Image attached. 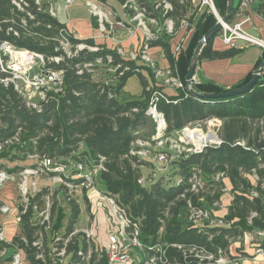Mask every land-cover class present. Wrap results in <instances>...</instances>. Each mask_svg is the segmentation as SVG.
I'll use <instances>...</instances> for the list:
<instances>
[{"label":"trees","instance_id":"trees-1","mask_svg":"<svg viewBox=\"0 0 264 264\" xmlns=\"http://www.w3.org/2000/svg\"><path fill=\"white\" fill-rule=\"evenodd\" d=\"M142 1L147 18L154 19L161 29L157 39L149 42V47L161 49L170 67L176 68L185 85L192 54L201 38L216 24V17L208 6L199 13L191 5V0H162L172 6L166 15L161 9H154L158 0ZM212 2L217 14L224 16L227 0ZM239 5V0H233L227 22H231L238 13ZM1 8L5 9L0 2ZM165 20L173 23L170 34L165 30ZM182 21L193 33L187 47L174 56L170 41ZM43 22L61 25L44 18ZM91 23L97 27L95 19L91 18ZM218 36L219 32L202 48L197 64L230 58L239 53L236 50L213 51L212 41ZM45 38V35L22 38L18 45L48 54ZM82 42L95 45L91 39ZM97 47L99 51L83 50L77 59L65 61L58 67L64 71L63 93L52 95L40 112L29 110L11 85L5 87L0 84V143L18 135L21 146L16 151L26 155H37L40 159L47 158L57 163L80 164L84 170L102 165L104 170L96 175L94 185L103 186L101 193L114 201L118 212L127 221L126 232L136 229L144 248L137 253L142 256L135 257L132 264H145L149 258L160 259L163 264H208L197 256L217 258L219 252L227 250L229 243L243 233L264 232V73L250 91L234 97L196 99L178 92L175 97H169L168 102L159 98L156 106L164 115L166 136L179 133L189 125L213 119L219 124L221 144L172 160L170 177L179 176L173 184L161 178L154 184L143 186L146 180L144 170L153 164L131 153L141 149L136 142L144 139L140 132L149 119L146 115L148 103L152 93H161V88L155 84L151 69L143 63L138 64L141 62L139 54L135 60H130L122 58L115 50ZM108 56L113 66L122 64L128 67V71L117 79L108 72L104 79L98 78L96 69L108 68ZM263 59L264 53L257 69ZM140 70L150 77L151 87L143 90L140 99L128 98L123 94L124 87L131 76L138 74L142 78ZM5 76L0 73V79ZM252 77L253 74L229 88L211 82H192L190 90L196 94L217 96L243 87ZM146 84L143 81L144 87ZM154 132L152 124V137ZM238 141H243L245 146L236 145ZM6 156L7 153L0 154V158ZM75 172L70 169L65 178L69 187L57 183L49 232L39 225L38 212L46 194L45 189H41L28 194L25 205L17 203L20 218L18 232L10 244L0 243V251L11 247L23 250L30 264H107L105 251L93 240L87 239L82 231L76 232L81 223L83 206L88 207V200L85 196L87 190L81 187L85 180L74 177ZM193 174L200 177L203 187L210 189L209 193L191 190L189 180ZM218 174H223L224 179L216 181ZM142 178L144 181L139 183ZM224 180L228 182V187ZM223 188H228L232 199L227 213L219 219L222 225L209 226L208 222L198 224L189 219L191 208L207 211L214 219L213 207L221 203ZM61 198L62 202L69 204L70 215L64 234L58 236L57 229L61 227L65 215ZM200 198L203 202L198 201ZM38 231L43 232L46 241L42 253L33 245L38 240ZM53 249L57 253L64 250L59 262L51 256ZM38 255H42V259H37ZM160 261L157 264H161Z\"/></svg>","mask_w":264,"mask_h":264},{"label":"built area","instance_id":"built-area-1","mask_svg":"<svg viewBox=\"0 0 264 264\" xmlns=\"http://www.w3.org/2000/svg\"><path fill=\"white\" fill-rule=\"evenodd\" d=\"M63 2L65 11L74 4V0H60ZM121 3L122 10H131L133 21L136 22V27L142 28L144 35V43L139 51L140 61L144 63L153 72L154 78L158 82L159 86H167L175 91V97L178 92L184 93L185 97L190 95L187 90V85L180 80L176 68H159L156 62L148 55L150 49L149 42L156 40L158 33L161 31L156 21L152 18H147L145 9H139L135 0H119ZM241 11H248L252 4L256 0H239ZM1 4L5 7L0 9V73L6 75L3 79H0V84L7 87L11 85L13 90L21 96L26 107L29 110L40 112L43 104L55 94L63 93L64 86V71L58 68L65 61H71L77 59L80 52L86 50L88 52H97L99 48L94 45H88L83 40L74 38V33L68 30L62 25H53L52 23L43 22L45 20L57 21L56 13L54 9L55 0H0ZM202 5L208 6L210 11L219 19L212 0H203ZM86 7L91 18L95 19L98 32L103 38H109L114 30V24L111 22L112 12L102 9L98 4L92 2H86ZM154 9H161L163 15L172 10L170 3L162 1H155ZM147 19L150 26L146 25L145 20ZM249 21L248 15L242 16L238 21L221 22L219 37L221 38L222 44L229 50L243 51L249 47H257L264 52V40L253 37L244 31V24ZM116 26H120L119 23H115ZM181 25H185V22H181ZM155 26V31L151 28ZM165 30L168 34L173 31V23L171 20H165ZM42 28V30H39ZM41 31V32H40ZM45 35V45L48 46L49 53L41 54L27 47H21L18 42L22 38H36L38 36ZM181 51L180 46L176 47L173 55L176 56ZM161 56L164 58L163 53ZM137 54H133L130 60H135ZM108 70L107 72L115 75L112 78L117 79L121 77L128 67L122 64L112 65V59L110 56L107 57ZM34 71V75L29 77L28 74ZM111 81V80H110ZM108 81V83L110 82ZM107 84V83H106ZM159 98L168 102L169 96L165 95L162 91L153 92L152 97L148 103L146 115L154 126V136L152 137L153 146L157 154L156 161L158 163H166L169 160H174L179 157H186L190 154H197L202 152L207 147L220 146L221 140L216 136V142L205 143L200 148H197L193 142L188 140L186 132L190 131L189 125L182 129L179 138V143L172 136H166V122L164 115L157 109L156 102ZM172 103H175L174 101ZM203 134L200 130H196ZM214 134V133H213ZM16 142L19 140L17 137L13 138ZM10 140H5L0 143V148L4 144L10 143ZM139 142H136L138 144ZM238 146L244 147L243 141L235 143ZM147 143H143L146 146ZM149 146V145H147ZM131 154L141 159H146L150 156L152 149L147 147H139ZM35 157L39 160V168L43 169L53 177H58L57 183H61L68 186L65 178L68 177V171L74 169L76 178H83L85 181L81 187L85 190H89L94 186V179L96 175L103 171L102 165H99L93 170H84L82 165H73L71 163H57L53 160L42 158L40 159L37 155ZM37 168L35 171H25L26 175L38 174ZM224 175L218 174L215 177L216 181L223 180ZM7 180H13L11 176L4 174L0 175V184ZM143 178L139 180L142 183ZM191 183V190L197 192L201 189V179L197 174H193L189 180ZM200 184V188L197 187ZM69 187V186H68ZM20 189L23 197L18 200V203L26 204L28 201V194L39 192L41 189L36 188V184L32 182L31 186L28 185V180L21 183ZM223 193H228L226 188L222 189ZM254 195V194H253ZM255 196V195H254ZM106 203L109 205L111 212L118 218V229L109 228L106 233V249L105 258L107 264H132L134 255L138 252L144 251L143 246L138 240V231L126 232L128 223L125 218L118 212L115 203L112 199L104 197ZM199 202H203V198L198 199ZM217 205V204H215ZM214 205V206H215ZM190 208V205H189ZM0 212L5 214L8 212V208L4 205H0ZM24 212V211H23ZM22 212V213H23ZM189 219L195 221L198 224L208 222L209 226L222 225L220 220H214L211 218L209 212L202 210H190ZM16 223H19L20 218L18 214L15 217ZM50 228L49 226L47 227ZM82 232L85 237L89 240L93 239L94 233L91 229H84ZM260 238H264V232H258ZM58 239H56L57 241ZM255 242V241H254ZM0 243H6L3 235V230L0 227ZM257 243V242H256ZM37 246V243H33ZM6 250L0 251V257L5 255ZM60 256L64 255V250L58 253ZM255 254L261 256L264 261V248L261 247V242L256 244ZM223 253L219 252L217 258L213 256H197L200 261L206 260L213 264H227L223 258ZM20 255H12L9 264H20ZM37 259H42V255H38ZM156 258H149L145 264H157ZM161 264L163 262L160 261Z\"/></svg>","mask_w":264,"mask_h":264},{"label":"crops","instance_id":"crops-1","mask_svg":"<svg viewBox=\"0 0 264 264\" xmlns=\"http://www.w3.org/2000/svg\"><path fill=\"white\" fill-rule=\"evenodd\" d=\"M86 2L96 3L102 9L112 11L116 16L115 19L120 20L119 22H116L119 23L120 26H117L113 30V33L109 38H103L98 32L96 36L93 35L92 38L88 39L93 40L96 46H104L107 49L115 50L118 55L124 59H130L131 55L139 53L144 43V35L138 28H136L132 16L126 14L116 0H107L104 4L98 0H87ZM194 2L195 0H191V5L197 8L198 12L201 13L204 9H201L199 5L194 4ZM71 7L76 12L79 11V6L75 4V1ZM80 12L84 16L74 20L81 21L80 25H89L91 17L88 10H84V8H82ZM244 15H248L249 17V21L244 24V31L253 37L264 40V0H256L248 11H241L239 9L232 21H238ZM62 26H65L71 31L67 24L63 23ZM151 28L155 29V26H151ZM192 33L193 30H187L186 23L185 25H181L180 23V27L175 31V34L170 41L172 54L178 46H180L181 50H184L187 47ZM212 50L216 52H224L229 49L222 44L221 38L218 36L212 41ZM161 52L162 51L159 47H150L148 55L156 62L157 67L167 68L170 66L169 62L165 59V57L163 58L161 56ZM263 53V50L260 48L249 47L243 51H239L238 54L230 58L202 61L196 65L193 82H211L224 88L232 87L249 75H252L254 71L257 70L258 62ZM156 83L158 82L156 81ZM160 88L161 91L169 97H173L175 95V91L170 87L161 86ZM146 160L150 162L149 159ZM159 173L160 172H158V174ZM224 181L228 185V182L226 180ZM31 184L32 180H30L29 186H31ZM226 189L228 190V188ZM96 191L98 193L95 191L88 192V194H86V198L92 205H94L95 209L98 210V207L103 205V201L105 204L107 203L104 200L103 194L99 193L98 190ZM221 199L223 206L218 211L219 215H217V218L220 219L227 213V207L229 206L232 197L229 193H223ZM12 200L14 203L12 210L5 206L8 208V212L5 214L0 212V227L3 230L4 239L8 244L11 243L14 236L18 232V223L15 221V217L17 215L18 197H16V195L13 196ZM0 203L2 202L0 201ZM98 211L101 212V210ZM111 213L112 212L110 211V214ZM96 217L97 218L93 221V224H90L88 228L85 229H91L93 231V239L97 236L103 240L106 238L105 233L107 229L111 227V223L110 220H107L103 215L100 216V213H97ZM256 242H261L262 247L264 238H260L258 236V232H245L229 243L227 250L223 252L222 256L226 260L227 264H264L261 256L255 254ZM17 253L20 255V264H27L23 261V255L20 250H17L14 247L8 248L5 251V255L0 257V264H9V261H6V259Z\"/></svg>","mask_w":264,"mask_h":264},{"label":"rangeland","instance_id":"rangeland-1","mask_svg":"<svg viewBox=\"0 0 264 264\" xmlns=\"http://www.w3.org/2000/svg\"><path fill=\"white\" fill-rule=\"evenodd\" d=\"M74 1H75V4H77L79 6V8H78L79 11H77V12L72 7L69 8L67 11H65V9L63 7V2L60 0H55L54 9H55V13H56L57 22L61 25L63 23L67 24L69 26V28L71 29V32L74 33V38H77L80 40H86L88 38H92L93 35L96 36L98 34V28L93 27L91 21H90L89 25H84V24L80 25L81 21L74 20L76 18H80V17L84 16L81 14L80 11L82 8H84V10L87 9V7L85 6L87 0H74ZM98 1L101 2L102 4H104V3H106L107 0H98ZM116 1L121 5L119 0H116ZM158 2H162V0H158ZM202 2H203V0H195L194 4L199 5V7L201 9H204L206 6L202 5ZM135 3L137 4L139 9H145V11H146L145 4L142 0H135ZM124 12L126 14H129L130 16L133 15L131 10H126ZM115 18H116V16L112 12L111 22L114 24V29L117 27L115 25V23L120 21L119 19H115ZM145 22H146L147 26H150L147 19L145 20ZM135 26H136V22H135ZM136 28H138L143 33L144 30L142 28H140V27H136ZM138 54H140V53H138ZM138 64H142V62H139ZM107 70H108L107 67H100V68L96 69V72L98 75L97 77L98 78H103V77L105 78ZM34 73H35L34 71H31L28 74V76L32 77L34 75ZM140 74H141L142 78L138 74H135L128 79V81L124 87V90H123V94H125V96H128V98L140 99L142 96L143 90L147 91L150 89V87H151L150 77L143 70H140ZM143 81L145 84L147 83L145 85V87L143 86ZM154 81H155V84L157 85V87L159 88V84L156 83L155 78H154ZM1 127H2V125L0 123V128ZM189 129L190 130H194V129L200 130L203 134H207L208 132L211 131L219 138V136H218L219 124H217L213 119L195 123L191 127H189ZM151 133H152V123H151L150 119H148L146 127L144 128L143 131L140 132V136L144 139H140L138 141L139 143L136 144V146H138V147H145V148H142V150L145 149L144 151H146L147 147H149V149L153 150V151H151L150 156H148L146 158V159H149L151 161V164H153V166H150V168L147 167V169L144 170L143 177L146 180L143 183V186H149L151 184H154V183L158 182L159 180H161V178H163L164 180H169L170 181L169 184L170 183L173 184L174 182L179 180V176L176 175V176L170 177L172 160H169L166 163H158L156 161L157 154H156L155 148L153 146ZM15 137H17V139L20 140V136L16 135ZM13 138L9 139L11 141L10 143L4 144L0 148V154L7 153L6 157L0 158V175L4 174L6 176H11L13 178V180H7L4 183L0 184V201L2 202V203H0V205L3 204L4 206H7V207H9V209L12 210L13 205H14L12 197L16 195V197H18V200H20L21 197L24 196V195H22V191L20 189L21 183L24 182L25 178H26L28 180V185H30V180H32V182H34L36 184L37 189L38 188H40L42 190L45 189V191H46L45 196L41 200L42 206H41V210H39V212H38V219H39V225L43 226L44 229H46V231L49 232L47 227L51 226L50 211H51V207L53 204V193H54V190L57 188L58 177H53V175H51V173H49L43 169H40L39 165H38L39 160L35 156L30 155V154L26 155L24 153L16 151V148L21 146V142L20 141L16 142ZM173 138L179 143L180 134L175 132ZM143 143H147V145H149V146H147V145L143 146ZM15 154H17V156L15 158H13V157L11 158V156H13ZM17 157H24V159H19ZM37 168H39L38 174H36V175H34V174L26 175L25 174V171H35ZM158 172H160V173L158 174ZM155 176H156V178H155ZM252 178L257 179L254 176H252ZM197 187L200 188V184H197ZM227 187H228V185H227ZM102 189H103L102 185H99V186L94 185L92 188H90L89 190L86 191L85 196H86V194H88V192H94V191L97 192L96 190H98L99 193H101V192H103ZM199 190H201L205 194L209 193V191H210L209 188H207V187L205 188V187H203V185L201 186V189H199ZM253 193H255V192H253ZM103 196H104V194H103ZM21 201H22V199H21ZM61 206L64 209L65 215H64V218L62 220L61 227H59L57 229L58 236H62L64 234L66 226H67V221H68L69 215H70V206L67 202H64V201L62 202V198H61ZM87 206L88 207H86V205L83 206L81 223L78 227L79 229H76V232H81L87 226H89L90 224H93V221H95V219L97 218L96 217L97 213H100V216L103 215L107 220H110V223H111L110 228L118 229V226H119L118 218L113 213H111L112 214V216H111V214H110L111 210L109 208V205L105 204L104 201H103V205L98 207V210H101V212L96 210L94 205H92L89 201H88ZM222 206H223V204L219 203L213 207V214L212 215H214L213 217L215 218V220L220 219V218H217L218 217L217 215H219L218 211L220 210V208H222ZM107 231H108V229H107ZM107 231H106V233H107ZM106 233H105V236H106ZM37 236H38V240L36 241L37 248L40 249V251L42 253V252H44V247H45L44 244L46 242L45 236H44L42 231H38ZM92 240L100 248H102L103 251H105V249H106V238L102 240V238H99L96 236V238H94ZM20 252L23 255V258H22L23 261H25L27 264H30V262L26 259L23 250H20ZM55 252H56V250L53 249L51 256L53 257V259H56L59 262L63 256H60L57 252L56 253ZM53 253H55V254H53ZM138 255L137 254L134 255V258L139 257L141 254L139 256Z\"/></svg>","mask_w":264,"mask_h":264},{"label":"water","instance_id":"water-1","mask_svg":"<svg viewBox=\"0 0 264 264\" xmlns=\"http://www.w3.org/2000/svg\"><path fill=\"white\" fill-rule=\"evenodd\" d=\"M232 7H233V0H227L226 11H225L224 16L219 17V19H217L216 24L201 38V40L199 41L198 45L196 46V48L192 54V57H191L190 63H189V67L187 70L186 85H187L188 93L193 98H196V99H224V98H229V97L241 95L243 93L250 91L256 85L257 81L262 77V75L264 73V59H263L260 67L254 71L251 81L248 82L243 87L234 89L232 91H229L226 94H221V95H217V96H207V95H202V94H196L190 90V85L194 81V73H195L198 57H199V54H200L202 48L211 39H213V37L220 31V26H221L220 23L228 21V19L231 16Z\"/></svg>","mask_w":264,"mask_h":264},{"label":"bare ground","instance_id":"bare-ground-1","mask_svg":"<svg viewBox=\"0 0 264 264\" xmlns=\"http://www.w3.org/2000/svg\"><path fill=\"white\" fill-rule=\"evenodd\" d=\"M185 134H186V137L188 138V140L193 142V144L197 148H200L205 143L216 142V136H215V134H213V132H210L207 135H201L200 132H197L195 130H190V131H187Z\"/></svg>","mask_w":264,"mask_h":264}]
</instances>
